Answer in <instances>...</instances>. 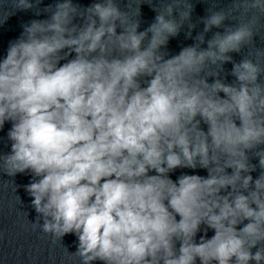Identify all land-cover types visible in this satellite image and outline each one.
Listing matches in <instances>:
<instances>
[{"label": "clouds", "instance_id": "9594fccd", "mask_svg": "<svg viewBox=\"0 0 264 264\" xmlns=\"http://www.w3.org/2000/svg\"><path fill=\"white\" fill-rule=\"evenodd\" d=\"M42 3L0 0V26L48 14L0 59V130L11 124L0 174L32 176L26 223L79 264H264V0L209 10L195 37L194 6L179 0L147 3L143 31V2ZM185 26L195 42L170 55ZM249 45L254 58L234 61ZM177 169L207 175L173 180Z\"/></svg>", "mask_w": 264, "mask_h": 264}, {"label": "water", "instance_id": "95a60500", "mask_svg": "<svg viewBox=\"0 0 264 264\" xmlns=\"http://www.w3.org/2000/svg\"><path fill=\"white\" fill-rule=\"evenodd\" d=\"M55 2L56 0H43L40 7L43 8ZM73 2L86 7L93 3L94 0H73ZM124 2L126 3V0ZM140 2L144 3L141 5L142 22L139 29L143 31L154 21L156 15L148 4L155 2L158 8H162L165 3L171 2V0H133L134 4ZM179 3L182 7L189 4L194 6L192 22L197 23V27L193 30L192 36L195 37L204 27L202 23H199V18L209 14V10L226 9L230 6L231 0H179ZM6 9L11 10V4H7ZM47 15L35 16L33 11L17 12L16 15L11 16L5 24L0 26V59L6 55L9 41L20 35L23 24L33 19H45ZM237 19L239 20V18ZM226 23L234 22L228 21ZM187 31V26H185L177 37L170 39L168 44L170 55L178 54L182 47L192 45L195 42L194 39H187L185 37ZM216 31H222V29L213 28L211 32L206 34V40L211 38L212 34ZM254 43L256 47L264 48V22L258 25L257 35L254 36ZM202 47H206V44L202 45ZM254 52L255 47L249 45L242 53H230V55L234 61L239 62L244 56H249L250 53L253 54L250 58H254ZM231 69V63L224 65V72L221 74V78L226 83H232L235 79L230 75ZM209 82H211V79ZM10 127L11 124L6 123L3 130H0V154L10 152V142L7 140V132ZM204 127L206 130V126ZM252 162L257 163L256 160ZM181 172L199 174L201 176L207 175L206 170L203 169H177L174 173L170 174L171 178L175 180ZM258 174L259 170L252 173L254 178ZM13 179L18 186L17 191L14 190L16 185H12L9 181ZM31 179L32 176L30 174H17L14 178L0 174V264H79V260L73 261L67 259L64 256L63 247L59 244L54 245L51 236L45 235L39 229L33 230L31 225L26 223L21 210L29 213L28 220L32 222L35 221L37 215L34 208L31 207L32 198L23 187ZM17 195L23 202L22 208L18 202ZM212 235L213 232L209 230L208 237ZM197 240H199V235L197 236ZM62 243L67 247L69 252H75L77 249V238L73 234L66 235ZM95 264H101V262L97 261Z\"/></svg>", "mask_w": 264, "mask_h": 264}]
</instances>
